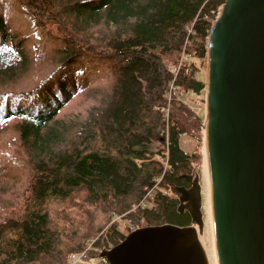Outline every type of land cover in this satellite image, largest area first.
I'll use <instances>...</instances> for the list:
<instances>
[{"label": "trees", "instance_id": "16d2710c", "mask_svg": "<svg viewBox=\"0 0 264 264\" xmlns=\"http://www.w3.org/2000/svg\"><path fill=\"white\" fill-rule=\"evenodd\" d=\"M225 1L0 0V264H71L92 238L98 257L126 238L117 216L192 224L178 187L201 155L181 139L202 138L183 95L207 89Z\"/></svg>", "mask_w": 264, "mask_h": 264}, {"label": "water", "instance_id": "95a60500", "mask_svg": "<svg viewBox=\"0 0 264 264\" xmlns=\"http://www.w3.org/2000/svg\"><path fill=\"white\" fill-rule=\"evenodd\" d=\"M206 144L218 264H264V0H226L208 41ZM179 186L191 225L139 227L109 264H210L199 177Z\"/></svg>", "mask_w": 264, "mask_h": 264}, {"label": "rangeland", "instance_id": "374dc122", "mask_svg": "<svg viewBox=\"0 0 264 264\" xmlns=\"http://www.w3.org/2000/svg\"><path fill=\"white\" fill-rule=\"evenodd\" d=\"M17 26L19 25V21L16 18L15 20H11V26ZM207 67H208V59L206 62V66L203 69V78L205 77L206 83H207ZM172 89V88H171ZM176 97V90L173 91V93H170V96L168 98V102H170ZM207 89L202 94H197L195 92H187L183 95V98L185 102L188 104V106L193 111L194 119H198L200 122L199 125V131L201 134V140L196 139L195 137H189L187 135H183L181 139V145L184 150L188 151L189 153H192L193 151L198 152L201 155V160L199 162L195 163V169L193 172V175L195 177H199L200 184L202 187V195H203V212H204V231L200 234V240L206 250V253L208 255V259L210 264H218L217 256H216V240H215V229H214V223H213V207H212V191L210 188V169L207 159V144H206V123H207ZM77 106V105H76ZM166 115L169 120V113H170V106L168 105L165 107ZM189 175H192L189 174ZM192 175V176H193ZM186 177V176H185ZM180 193V192H179ZM1 194V193H0ZM150 195H147L145 199H143L137 206L142 207H153L154 201H152L148 198ZM180 199V194H179ZM182 203L180 201V207ZM188 211V209H184V211ZM181 211V210H180ZM181 211V212H184ZM101 218L99 219V221ZM121 221V224L119 228L121 231L127 236L131 231L139 228L132 224L130 227V224H128L122 216H117L114 221ZM193 223V222H192ZM178 225V224H176ZM191 225V224H190ZM150 226V225H146ZM185 226V225H181ZM109 229V226H107ZM107 227L98 235L100 236H107L108 231ZM145 227V226H141ZM97 240V238H92L91 240L86 241L87 249L84 252L76 253L71 258V264H109L107 259L101 256V253L106 249H112L114 246L113 242H109V246L106 248H99V256L94 258H87L86 257V251L90 249L96 250V246L94 247V242ZM65 244H68L65 242ZM70 245V244H69ZM98 249V248H97Z\"/></svg>", "mask_w": 264, "mask_h": 264}, {"label": "flooded vegetation", "instance_id": "af4514ba", "mask_svg": "<svg viewBox=\"0 0 264 264\" xmlns=\"http://www.w3.org/2000/svg\"><path fill=\"white\" fill-rule=\"evenodd\" d=\"M192 175H193V174H192ZM193 176H194V179H195V178H196L195 175H193ZM186 179H187V178H186ZM187 181H188L189 184H190L189 187H191V186H192V181H190V180H188V179H187Z\"/></svg>", "mask_w": 264, "mask_h": 264}, {"label": "built area", "instance_id": "2783aa9c", "mask_svg": "<svg viewBox=\"0 0 264 264\" xmlns=\"http://www.w3.org/2000/svg\"><path fill=\"white\" fill-rule=\"evenodd\" d=\"M174 84H172V89L171 92L173 93V91L175 90V87L173 86Z\"/></svg>", "mask_w": 264, "mask_h": 264}]
</instances>
